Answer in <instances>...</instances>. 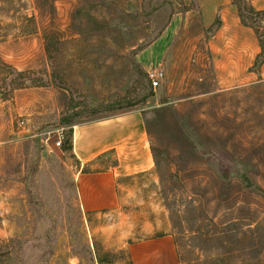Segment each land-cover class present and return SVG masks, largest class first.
Listing matches in <instances>:
<instances>
[{
    "label": "rangeland",
    "instance_id": "rangeland-1",
    "mask_svg": "<svg viewBox=\"0 0 264 264\" xmlns=\"http://www.w3.org/2000/svg\"><path fill=\"white\" fill-rule=\"evenodd\" d=\"M194 7L0 0V264H134L126 245L165 233L178 264H264V80L223 90L193 74L192 47L222 24L203 28ZM132 109L154 169L121 209L85 214L57 136Z\"/></svg>",
    "mask_w": 264,
    "mask_h": 264
},
{
    "label": "crops",
    "instance_id": "crops-1",
    "mask_svg": "<svg viewBox=\"0 0 264 264\" xmlns=\"http://www.w3.org/2000/svg\"><path fill=\"white\" fill-rule=\"evenodd\" d=\"M246 1L254 10L264 11V0ZM194 3L191 13L200 19L203 28L212 26L217 18L222 24L208 43L192 47L197 63L193 74L201 76L211 70L214 81L223 90L264 80V63L254 67L262 50L259 38L252 27L242 23L234 0ZM182 74L186 76L187 71ZM67 129L71 149L65 152L74 163L70 170L79 209L85 214H101L127 205L132 182L128 180L146 177L155 166L143 110L78 122ZM126 251L134 264L179 262L175 238L170 233L129 243Z\"/></svg>",
    "mask_w": 264,
    "mask_h": 264
},
{
    "label": "trees",
    "instance_id": "trees-1",
    "mask_svg": "<svg viewBox=\"0 0 264 264\" xmlns=\"http://www.w3.org/2000/svg\"><path fill=\"white\" fill-rule=\"evenodd\" d=\"M234 3L238 7L242 23L244 25L252 27L259 38L262 50L258 55L256 62L254 64V67H256L259 63H264V40H263L264 33H262L260 31V28L255 25L256 21L264 22V11H256L249 4H247L246 7L242 8L239 2L234 1ZM249 19H251L252 21L250 22ZM62 145L66 150L71 149V140L67 135Z\"/></svg>",
    "mask_w": 264,
    "mask_h": 264
},
{
    "label": "built area",
    "instance_id": "built-area-1",
    "mask_svg": "<svg viewBox=\"0 0 264 264\" xmlns=\"http://www.w3.org/2000/svg\"><path fill=\"white\" fill-rule=\"evenodd\" d=\"M148 76H149V80L151 82V85L153 88H157L158 86H160L162 80L165 78V73L163 70H153V71H150L148 72ZM23 123V122H21ZM57 140L55 141L54 145L56 147H61L62 144H63V139H64V136L60 133L58 136H57Z\"/></svg>",
    "mask_w": 264,
    "mask_h": 264
}]
</instances>
